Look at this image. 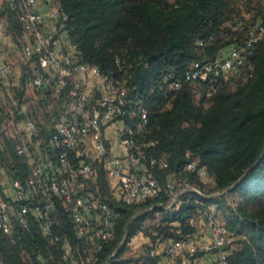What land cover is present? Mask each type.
Returning <instances> with one entry per match:
<instances>
[{
  "label": "trees",
  "instance_id": "obj_1",
  "mask_svg": "<svg viewBox=\"0 0 264 264\" xmlns=\"http://www.w3.org/2000/svg\"><path fill=\"white\" fill-rule=\"evenodd\" d=\"M52 1L57 2L60 13L67 15L66 27L77 47L79 61L97 66L114 79L124 80L127 106L131 108L119 119L134 125L135 106L145 109L147 123L137 133L136 142L155 141L154 146L144 149L145 154L167 160L165 169L153 168L149 173L160 182L172 175L188 178L189 184L202 192L203 187L211 186V190H225L221 195L234 193L236 207L226 206L230 210L225 225L238 242L229 253L228 262L264 264V38L247 46L249 32L256 25L239 24L243 21L239 7L248 8L254 3L262 11L258 13L264 25V1ZM2 13L11 30L18 21L16 11L5 5ZM233 47L246 51L245 64L238 75L221 79L213 92L201 82H184L176 90L167 88L169 82L183 79L192 62L214 60ZM238 76L241 81L229 89L230 78ZM20 96L18 93L19 108L14 111L17 122L24 120L19 112ZM61 99L64 114L65 95ZM5 111L2 105L0 125L9 116ZM60 119L55 116L42 125L32 121L36 132L30 137V148L47 171L51 166L52 171L58 168L60 150L52 146L50 136ZM18 143L17 138L14 146L0 130V172H4L7 184L15 178L24 180L28 175V168L16 151ZM69 156L76 169L81 163L94 165L91 177L76 174L81 180L74 193L106 206L113 223L112 238L106 242L78 238L71 204L55 198L54 209L48 215L51 222L48 235L41 232L31 215L28 227L20 228L14 220L10 233L0 232V264H74L77 258L81 264L78 255L93 245L90 264H129V260H118L119 254L125 243L140 233L145 234L149 249H155L156 253L151 255L148 250L133 259L134 263L167 264L166 243L197 234V225H189L188 220L197 217L198 210L212 205L209 198L200 199L201 204L196 202L197 195L192 192L183 194L181 204L169 209L154 207L158 200L128 205L113 190L102 162L94 158L88 147L87 137L76 138ZM191 161L204 168L212 180L199 178L195 171H185V165ZM0 194L3 195L2 185ZM165 200L160 199L162 204ZM101 212L98 207L92 216ZM156 215L153 227L149 230L143 227L146 219ZM63 241L72 247L66 260L62 258ZM121 243V248L111 256Z\"/></svg>",
  "mask_w": 264,
  "mask_h": 264
},
{
  "label": "built area",
  "instance_id": "obj_2",
  "mask_svg": "<svg viewBox=\"0 0 264 264\" xmlns=\"http://www.w3.org/2000/svg\"><path fill=\"white\" fill-rule=\"evenodd\" d=\"M6 5L16 11L24 39L19 60L22 63L35 62L37 67L31 79L32 86L53 98L65 95L67 105L64 117L55 124L50 136L52 146L60 150L57 171H47L43 164H38L30 148V137L36 132V126L27 118L21 121L16 151L26 164L28 175L24 180L12 179L9 185L5 180L3 190L7 192H3L4 199L0 197V232L10 233L12 217L20 228L28 227L31 215L38 222L41 232L48 235L51 231L48 215L54 209V199L57 198L71 204L78 238H87L92 242H106L112 238L113 223L106 206L86 195L75 194L70 188L77 173L91 177L94 172L92 162L81 163L77 169L71 162L69 152L76 138L81 136L87 137L89 149L94 158L102 162L113 190L119 192L128 205L158 200L154 207L169 209L179 206L182 195L188 192L196 194V202L200 204V199L207 198L197 186L189 184L188 178L172 175L160 182L149 173L153 168L165 169L167 160L163 156L145 154L144 149L154 146L155 141L136 142L137 128L147 123L145 109L141 105L135 106L137 122L134 125L119 119L131 108L127 106L124 80L114 79L100 72L97 66L79 61L77 47L70 40L66 27V14L52 7L50 0L41 3L39 0H6ZM249 35L247 46L264 38V25L257 24ZM244 64V53L233 47L214 60L192 62L183 79L169 82L167 88L176 90L184 82H201L208 84L213 92L221 79L238 75ZM84 82L95 84L99 94L97 98H91ZM19 83L10 65L0 60V95L4 90L19 87ZM4 126L2 122L1 131ZM108 127L113 130L110 135L113 139L106 135ZM184 170L195 171L199 178L212 180L195 161L187 163ZM162 197L166 198L164 204L160 201ZM98 207L101 214L92 216ZM188 223L191 226L199 224L207 239L200 241L199 235L195 234L189 238L170 240L164 247L167 264H196L198 259L206 256H211L209 264H229L227 257L235 247V239L218 218L215 207L210 205L198 210L197 217L190 218ZM71 252L69 242L63 241L62 258L69 259ZM154 253L155 249H151L150 254Z\"/></svg>",
  "mask_w": 264,
  "mask_h": 264
},
{
  "label": "rangeland",
  "instance_id": "obj_3",
  "mask_svg": "<svg viewBox=\"0 0 264 264\" xmlns=\"http://www.w3.org/2000/svg\"><path fill=\"white\" fill-rule=\"evenodd\" d=\"M168 1L171 2L173 0H168ZM39 2L41 3L42 1L39 0ZM51 4H52V7L58 9L57 8L58 4L56 1L51 0ZM5 5H6V0H0V19H2V26L0 29L1 31L0 51L2 50L1 57L3 58V61H6L13 70H14V67H16L17 65H19V68L22 69L20 77L16 78L20 82L19 83L20 86L18 88H21V89L10 88V89H7L6 91L5 90L2 91L0 95L1 97L0 104H3V107L6 110L5 115H8L12 111L14 113L10 117L7 116L8 119L7 118L3 119L5 126L2 132H3L4 137H6V139L11 140V142L15 146V143L17 142V138L19 136V132H21V126H20L21 121L20 119L18 120V122L16 121L17 117L15 116V112H14L16 109L18 110L19 108V98L18 99L16 98L18 97V93H20L21 95L20 97H22L21 102H22V105H24L23 107H21V109H23L24 112L21 111V109H19V112L23 113V116L21 118L23 119V117H27L28 120L33 121L34 123H36V125H40V124L42 125L48 119H51L52 117H55V116L59 117V119L61 117H64L63 112L65 108L63 106L61 97L53 98L47 92L36 90L32 86L31 79L33 75L36 73V69H35L36 64L35 62H23V63L20 62L19 51H20L21 45L24 42L23 35L20 31L19 21L15 23L16 25L14 24L11 30L8 28L6 17H4L5 15L2 13L3 6ZM239 8L241 11V16L243 17V21L239 24H243L245 26L254 24L255 26L260 23L261 14H259L258 12L261 13L262 11H259L260 8L258 7V5H255L254 3H252V5H249L248 8H245V7H239ZM3 22H5V24H3ZM241 51L243 50L241 49ZM244 53H246L245 50H244ZM242 75L243 74H241L240 76ZM240 76L230 78V83L228 85L229 89H234L236 83L241 81ZM84 84H85L84 85L85 90L87 89L90 90L91 98L93 99L96 98V96L98 95V91L95 89V84L91 83L88 85V83L86 82H84ZM199 96L200 95L197 94L196 99H198ZM14 100H16L15 103H14ZM137 129H138V132L140 133L141 128H137ZM112 131L113 130H111L108 127L106 129V135L110 136ZM88 147H89V144H88ZM38 164L40 165L42 163L38 161ZM50 169L52 170L53 167L51 166ZM78 177L79 176L76 175L75 178L70 183V188L73 189V191L75 187L77 186V182L81 180ZM4 181H5V175H4V172L2 171L0 172V185L4 184L3 183ZM203 188H204L203 194L207 198L210 199L211 204L215 207L217 211L218 218L222 222L225 223V216L230 210V209H226V206L228 208H235L236 203H237V196L234 193H225L221 195L222 193L225 192V190L223 191L211 190V186H205ZM88 192L90 193L91 197L93 198L95 197V194L91 193L90 191ZM101 194L102 193H99L98 196H102ZM3 196L4 194L1 197L4 198ZM156 217L158 216L156 215L155 218L146 219L144 221L143 227L145 228L147 227L148 230L150 229L149 227H153L156 223ZM14 220H15L14 217H12L11 221H14ZM145 237H146L145 234L140 233L137 235V237L133 238V240H129L127 243H125V245L122 248V252L119 254L118 260L120 261L129 260V264H135L133 259H136V257H139L140 255H142L144 252L148 250L150 251L149 249L150 245L148 241L146 239L143 240ZM234 239L236 241L235 243H237L238 240L236 238ZM121 246H122V243L118 247V249L114 251V253H116L119 250V248H121ZM93 249H94V245L88 246L84 250L83 254H81L80 256L78 255V257H81L83 264H87V263L90 264V261H91L90 258H92L91 256L93 253ZM77 261H78V258H77ZM77 261H75L74 264H78Z\"/></svg>",
  "mask_w": 264,
  "mask_h": 264
},
{
  "label": "crops",
  "instance_id": "obj_4",
  "mask_svg": "<svg viewBox=\"0 0 264 264\" xmlns=\"http://www.w3.org/2000/svg\"><path fill=\"white\" fill-rule=\"evenodd\" d=\"M5 17V16H4ZM7 22V21H6ZM0 29H1V26H2V19H0ZM3 24H5V22H3ZM0 35H1V31H0ZM2 51V50H1ZM1 51H0V60H3V58L1 57ZM18 66V67H17ZM16 67H14V73H15V77L16 78H18V77H20V74H21V70L22 69H20L19 68V65H17ZM15 101L16 100H14V103H15ZM12 102V101H11ZM1 105H3V104H1ZM24 105H22V107H23ZM25 110H26V108H25ZM21 111H23L24 112V110L23 109H21ZM14 113H13V111L12 112H10L9 113V117L10 116H12ZM8 119V118H7ZM6 119V120H7ZM23 119H25V117L23 118ZM20 122V121H19ZM20 126H21V124H20ZM115 150H118V149H115ZM4 184H5V181L3 182ZM4 184H1L2 186L4 185ZM3 192L4 193H6L7 191L6 190H3ZM197 234L199 235L198 237H199V240L200 241H205L206 239H207V236L205 235V231L203 230V229H201L200 228V226H199V224H197ZM137 237V236H136ZM135 238V237H134ZM147 240L148 238L147 237H145L143 240ZM133 240V239H132ZM210 260H211V256H206V257H203V258H200V259H198L197 261H196V264H209V262H210Z\"/></svg>",
  "mask_w": 264,
  "mask_h": 264
},
{
  "label": "water",
  "instance_id": "obj_5",
  "mask_svg": "<svg viewBox=\"0 0 264 264\" xmlns=\"http://www.w3.org/2000/svg\"><path fill=\"white\" fill-rule=\"evenodd\" d=\"M115 253H113L111 256H113ZM104 264H106V263H104Z\"/></svg>",
  "mask_w": 264,
  "mask_h": 264
}]
</instances>
